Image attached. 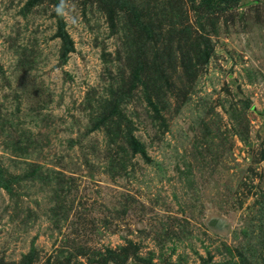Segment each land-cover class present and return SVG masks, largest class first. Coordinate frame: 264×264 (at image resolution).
<instances>
[{
  "label": "rangeland",
  "instance_id": "obj_1",
  "mask_svg": "<svg viewBox=\"0 0 264 264\" xmlns=\"http://www.w3.org/2000/svg\"><path fill=\"white\" fill-rule=\"evenodd\" d=\"M0 264H264V0H0Z\"/></svg>",
  "mask_w": 264,
  "mask_h": 264
},
{
  "label": "trees",
  "instance_id": "obj_2",
  "mask_svg": "<svg viewBox=\"0 0 264 264\" xmlns=\"http://www.w3.org/2000/svg\"><path fill=\"white\" fill-rule=\"evenodd\" d=\"M207 2L209 3V2H210V0H207Z\"/></svg>",
  "mask_w": 264,
  "mask_h": 264
}]
</instances>
